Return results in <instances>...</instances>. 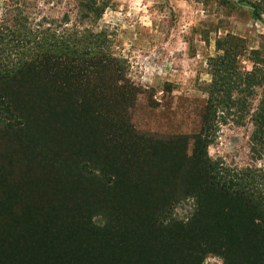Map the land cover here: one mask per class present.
<instances>
[{
	"label": "trees",
	"instance_id": "trees-1",
	"mask_svg": "<svg viewBox=\"0 0 264 264\" xmlns=\"http://www.w3.org/2000/svg\"><path fill=\"white\" fill-rule=\"evenodd\" d=\"M73 1L76 17L69 27L66 25L71 9L59 19L42 14L34 22L35 15L44 13L34 0L1 3L0 129L25 127L31 114L38 113L32 107L35 104H28L35 94L69 95L70 111L66 115L82 117L91 112L97 126L99 117L100 140L120 145L114 152L115 161L119 153L124 163L129 159L136 167L146 164L147 176L151 172L152 176L168 172L171 183L181 174L185 194L194 197L198 207L213 213L211 223L216 225L215 221L225 219L226 223L216 225L218 229L211 227V223L184 225L191 232L188 237L199 239L203 246L184 252L179 250L178 243L166 245L169 252L180 255L179 264H198L202 252L219 255L223 264H264V191L257 185L249 188L253 174L249 169L234 171L227 179L222 173L213 175L206 151L216 130L213 123L217 106L246 108L248 114L252 95L263 79L256 78L252 71L242 75L233 72L223 49V56L212 60L218 80L210 82L213 85L200 114L198 130L167 138L142 137L129 120L134 88L124 79L122 67L114 57L90 45V32L85 28L96 21L108 1ZM252 13L258 17L256 5ZM231 90L242 93V97L231 98ZM247 117L252 125L248 138L253 149L264 153V90H260L258 102ZM69 146L66 142V150ZM31 167L28 164L26 170ZM73 171L79 174L78 178L84 174L78 168ZM13 173L14 169L0 163V264H93L94 257L111 258L113 264H143L144 254L154 260L165 254L166 249L157 244L160 240H185L182 230L176 238L165 233H156L154 239L144 234L132 237V224L117 223L122 218L117 211L124 210L126 203L113 208L111 201L103 197L82 207L88 216L85 218L68 195L64 201L72 206L70 209L63 201L54 209L37 214L30 205L37 204L36 195L46 204L56 195L61 196L60 189L66 182L58 175L42 174V178L31 181ZM164 185V180L150 182L155 191L164 189ZM108 206L112 211L104 213ZM94 214L104 217V225L91 223L89 216Z\"/></svg>",
	"mask_w": 264,
	"mask_h": 264
},
{
	"label": "rangeland",
	"instance_id": "rangeland-1",
	"mask_svg": "<svg viewBox=\"0 0 264 264\" xmlns=\"http://www.w3.org/2000/svg\"><path fill=\"white\" fill-rule=\"evenodd\" d=\"M3 1L0 0V13ZM34 1L44 12L35 15L34 22L44 14L59 19L71 9L66 26L74 23L73 0H48L46 4L47 0ZM107 1L101 15L85 28L90 32V45L114 57L122 67L124 79L134 88L128 113L139 135L156 139L195 133L213 85L210 82L218 80L212 70V60L222 57L224 50L233 72L242 75L252 71L256 78L263 79L252 95L248 114L253 111L260 90H264V0ZM254 5L257 18L252 13ZM68 96L35 94L28 104H35L32 107L38 113L31 114L27 125L0 129V163L14 169V176L36 181L42 174L58 175L66 182L60 189L61 196L56 195L44 204L40 195H36L37 204L31 202V208L37 214H44L63 203L68 195L71 204L80 208L85 218L88 216L82 207L103 197L111 201L113 208L126 203L124 210L117 211L118 215L122 213L117 223L132 224V237L144 234L154 239L156 233H165L176 238L180 230L185 232L183 241L180 238L160 240L157 244L166 249L165 254L157 260L144 254L143 264H179L180 255L169 252L166 246L169 244L178 243L179 250L184 252L202 247L199 239L188 237L191 232L184 225L208 226L213 221V213L198 207L195 198L185 194L179 179L181 174L171 183L168 172L157 176L151 172L147 176L146 164L136 167L129 159L124 163L119 153L115 161L114 152L120 145L100 140V118L97 126L91 112L82 117L73 113L66 115L70 111ZM230 97H242V93L231 90ZM247 110L231 105L217 106L213 123L216 130L209 139L207 156L213 175L222 173L227 179L234 171L249 169L253 173L249 188L257 185L264 191V153L255 151L248 138L252 125ZM92 131H95L93 135ZM66 142L70 144L67 150ZM28 164L32 167L26 170ZM74 168L84 174L78 178ZM156 180L165 181L164 189L155 191L154 186L150 187V182ZM184 184H188L187 177ZM65 206L72 207L67 202ZM111 211L108 206L103 212ZM103 218L101 214L89 216L96 226L104 225ZM215 223L221 226L226 221ZM213 224L211 227L218 229ZM92 259L93 264L114 263L111 258ZM198 264H223V260L219 255L202 252Z\"/></svg>",
	"mask_w": 264,
	"mask_h": 264
}]
</instances>
